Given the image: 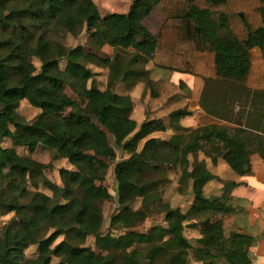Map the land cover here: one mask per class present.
<instances>
[{
    "label": "trees",
    "instance_id": "trees-1",
    "mask_svg": "<svg viewBox=\"0 0 264 264\" xmlns=\"http://www.w3.org/2000/svg\"><path fill=\"white\" fill-rule=\"evenodd\" d=\"M159 1L131 0L125 13L109 12L99 17L92 0H0V10L6 9L5 14L0 13V215L12 213L0 228V264H134L142 259L146 264H190L186 250L171 239L174 229L184 218L203 215L209 203L219 212L237 210L225 200L238 183L222 181L220 195L208 203L202 187L217 177L203 161L190 164L187 155L201 150L211 164L220 158L234 173L244 175L250 172L251 153L264 159L263 134L216 123L186 129L178 126V119L189 111L177 108L167 113V124L176 133L150 150L136 151L140 139L165 127L157 124L159 119L137 125L130 117L129 95L113 90L117 82L130 87L144 79L147 72L143 65L154 52L156 38L142 20ZM208 1L211 5L224 2ZM180 10L178 17L194 48L212 50L218 82L241 86L239 82L250 67V50L256 48L264 58V27L243 23L246 34L239 39L223 11L198 7L190 0H184ZM82 27L94 29L92 46L66 47L49 39L61 30L76 33ZM102 46L119 52L103 55L99 51ZM122 52L129 53L126 60L117 54ZM31 57L38 59V68ZM60 60L62 69L58 68ZM88 64L107 69L104 89L96 87L95 72ZM64 86L76 100L63 91ZM12 96L25 99L40 114L26 121L13 110ZM243 99L246 101L245 94ZM198 104L211 116H230V112L211 109L212 99L203 91ZM248 136L252 138L250 147L244 139ZM4 138L9 146L1 145ZM204 145L213 146L214 153ZM36 146L51 151L53 159L65 158L72 166L60 185L44 176L36 160L15 151V147ZM115 149L127 155L114 161L118 209L109 222L112 229L128 230L114 235L100 230V205L110 194L97 181L114 160ZM162 161L184 169L191 194L189 207L182 213L165 204V226L156 225L146 232L129 229L147 215L153 196L150 181H142V175L150 165L156 169ZM21 177L34 188L41 185L51 193L20 190ZM22 196H27L24 202L20 201ZM135 198L140 199V205L132 209ZM88 237L93 238L94 249L84 244ZM198 240L199 245L192 250L195 262L215 264L223 259L226 264H250L246 248L252 237L238 231L225 236L221 221L203 225ZM30 244H36L38 263L24 260V249Z\"/></svg>",
    "mask_w": 264,
    "mask_h": 264
},
{
    "label": "rangeland",
    "instance_id": "rangeland-1",
    "mask_svg": "<svg viewBox=\"0 0 264 264\" xmlns=\"http://www.w3.org/2000/svg\"><path fill=\"white\" fill-rule=\"evenodd\" d=\"M96 9L98 11L99 17H103L109 12H117V13H125L128 9V5L131 0H92ZM183 6V5H181ZM181 6H176L175 10L173 8L170 9H163L166 12V15L170 17L174 15L176 18H179L178 15L182 9ZM1 14L6 13V9L2 8L0 10ZM151 21V18L147 19ZM167 23L163 26L162 34L158 37V51L154 57L155 63L165 65L172 70H183L182 77L180 79L172 78L174 80L175 85H178L180 82H184L185 79L188 77L186 75H198L204 78V82L207 81L203 92H205L206 96L209 99H212L211 109H215L214 111L218 113L227 114L230 112L236 113L237 110L239 112L237 114H241L242 111L246 107V101L243 99L241 93L244 86H237L235 84L229 83L230 81L222 80L223 82H218L216 76L213 74L212 69V50L211 49H203V50H196L194 48V44L192 40L182 39V37H177L176 40L173 42L166 40L164 36L173 28L175 25L173 23ZM171 24H173L171 26ZM94 31L93 28H85L82 27L80 31L76 33L66 32L61 30L59 32L54 33V35L49 36V39H54L57 42H60L64 46H75V45H82V46H92V32ZM38 29L34 30L33 33L36 35ZM171 32V31H170ZM172 47L175 50L176 47L180 49L179 54H165V49L167 47ZM170 49V48H169ZM100 53L103 55L111 56L116 51L113 48L108 46H102L100 48ZM123 60H126V57L129 53L123 55L122 53H117ZM252 71L250 74V79L253 80H260L264 81V58L259 55L258 51L252 52ZM31 62L35 65L36 68L39 66V61L35 57L30 58ZM91 70L95 71L94 79L97 86L102 88L105 85L106 76H107V69L105 67H97L92 64L87 65ZM58 68H63V61L60 60L58 63ZM144 68V65H143ZM155 73L160 76L162 79L161 81L165 82V79H168L169 71H166L161 68H155ZM257 72V73H256ZM146 76L143 77L141 81L138 82H145L146 83ZM148 77V76H147ZM165 78V79H164ZM144 85L146 86V84ZM152 84V83H151ZM172 84L171 81L166 82V86ZM149 87H151L149 85ZM157 87V85H156ZM115 88V86H114ZM113 88V89H114ZM117 90L120 89L119 85L116 86ZM63 91L69 95L72 99L76 100V95L69 90L67 86L63 87ZM146 94V92L144 93ZM142 97V93L140 94ZM13 102V110L16 114L24 118L26 121H32L35 119L39 114L40 110L36 107L31 106L25 99H17L15 96L11 97ZM136 107L138 102L135 101ZM254 107H257L256 105ZM64 112V111H63ZM145 118H149V115L146 114ZM157 121L161 127H165L164 130L158 132L159 135H152L151 133L148 137H143L140 139L136 144V151H140L143 149L148 148L150 150L153 146H156L160 141H165L171 133H176L174 127L172 128L167 124V114L164 116H160ZM148 120V119H147ZM150 120V119H149ZM180 126V125H178ZM183 127V126H181ZM188 129L187 127H183ZM185 129V130H186ZM179 132H184L183 130ZM156 134V133H155ZM245 142L248 143V147H250L252 138L248 136V138H244ZM108 143L111 144V138L107 134ZM2 146H9L10 142L8 139L4 138L1 142ZM204 149L212 151L213 154V146L211 145H204ZM15 151L28 159L36 160L42 167H43V174L44 176L54 184L60 185L61 179L67 174V172L72 168V166L67 162L65 158H52V152L48 149L42 148L41 146H36L33 149L27 147H15ZM150 154V151H148ZM253 154V153H251ZM250 154V155H251ZM127 154L121 152L117 149L114 150V160L107 164L105 169V173L103 176L99 178L97 183L105 186L107 191L110 194V198L104 200L100 207L103 217V222L101 225V232H109L111 234H118L126 232L127 230H119V229H112L110 228V217L117 211L118 204L116 201V183L113 177V165L115 160H119L125 157ZM210 160L206 157L201 150L196 151L191 156L189 155L190 164L203 161L205 164V158ZM152 164V163H151ZM206 165V164H205ZM189 166L188 169H190ZM4 169V168H3ZM5 170V169H4ZM185 172L184 169L179 164L165 163L162 161L159 167L154 169L152 165L146 169V171L142 175V181H150L149 185L151 186L150 194H152V199L150 201L149 210L147 215L137 221L133 227L129 229H133L136 231L146 232L149 231L152 227L156 225L165 226V221L163 220V212L162 209L167 204L170 209H178L182 213L186 212L187 208L189 207L191 201V194L189 187L186 186L185 183ZM218 180V179H217ZM19 188L22 191H41L46 194H50V190L44 188L41 185H38L34 188L32 185L26 182L24 177H21L18 181ZM207 199L208 203L210 202L211 198L214 197L208 192L204 195ZM27 196H22L20 198L21 202L26 200ZM140 205V199L135 198L130 207L132 209H137ZM236 209L238 207H235ZM225 212H219L212 205L209 203L208 207L203 215H200L194 219L184 218L182 220V224L179 228H175L174 231L170 234L173 243L187 252V262L190 264H200L199 262H195L192 257V250L194 247L199 245V238H200V229L203 225L210 223L212 221H221L222 223V216H225ZM12 216V213H7L4 215H0V228L9 220ZM168 236H165L167 238ZM60 238V237H59ZM57 238V240H59ZM164 238V239H165ZM56 240V241H57ZM85 245L94 249L93 245V238L88 237L86 238ZM172 248V246L168 247ZM102 253H104L103 249H100ZM24 260L26 261H35L38 263L36 259V244H30L24 249ZM134 264H146L145 260H136ZM215 264H226V261L220 259Z\"/></svg>",
    "mask_w": 264,
    "mask_h": 264
},
{
    "label": "crops",
    "instance_id": "crops-1",
    "mask_svg": "<svg viewBox=\"0 0 264 264\" xmlns=\"http://www.w3.org/2000/svg\"><path fill=\"white\" fill-rule=\"evenodd\" d=\"M190 3L198 7H209L212 10L225 12L228 15L229 28L239 39L244 38L246 34L243 23L248 24L251 28L256 26L264 27V0H224L222 3L213 5L208 0H190ZM177 5H183L181 6L183 8L184 0H160L142 20L144 26L156 38L154 52L144 65V69L147 72L146 75L148 76H146V83L136 82L132 86L126 87L122 82H117L114 86L116 88L119 85V90L113 86L115 92L129 95L132 101L130 117L138 125L147 119H158L171 110L184 108L189 111V114L178 119V125L180 126L195 128L209 123L227 126L239 125L264 135V81L251 80L249 78L252 71L251 54L252 52L258 51L256 48L250 50V67L248 73L239 82L241 86H244L243 89L245 91L242 93V97H244V94L246 95V107L241 114H237L239 112L237 110L236 113H232L230 116H225L221 119L209 115L198 104L199 97L205 88V82L202 76L186 75L188 78L184 82L175 85L172 78L180 79L184 71L172 70L165 67V65L155 63L154 57L159 46L158 37L162 34V28L166 23L170 25L169 23L171 22L175 25L170 30L171 32L169 31L164 36L166 40L173 42L177 37L189 40L183 26L184 23L180 18H176L174 15L168 17L166 12L163 11V9L170 8L175 10ZM148 18L152 20L148 21ZM165 50L164 55L172 53L181 55L178 47L173 50L170 46ZM155 68L169 71V80L164 78L165 82L161 81L160 79L162 78L155 73ZM168 81H171L172 84L166 86L165 84ZM105 86L106 81L102 88L96 85L100 90L104 89ZM145 92L146 94H144ZM141 93L142 97H140ZM135 101L138 102L139 107H136ZM255 105L257 107H254ZM146 114L149 115V118H145ZM158 132L161 131H152L145 137H148L151 133L154 136L159 135ZM189 155L191 156V154H188L187 159L190 163ZM248 158L250 172L244 175L234 173L220 158H217L214 164H211L210 160L205 158L206 168L218 180L212 179L207 181L203 185L202 191L204 195L208 192V194L217 197L221 193L222 181L229 180L238 183L230 189L225 200L230 206L238 208L234 212H225L226 215L222 216L223 234L226 236L230 231H238L250 235L252 240L246 248L250 264H264V159L256 153L249 155Z\"/></svg>",
    "mask_w": 264,
    "mask_h": 264
}]
</instances>
